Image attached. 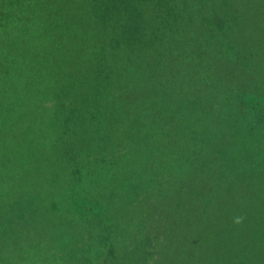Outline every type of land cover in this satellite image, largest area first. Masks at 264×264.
<instances>
[{
	"label": "trees",
	"instance_id": "trees-1",
	"mask_svg": "<svg viewBox=\"0 0 264 264\" xmlns=\"http://www.w3.org/2000/svg\"><path fill=\"white\" fill-rule=\"evenodd\" d=\"M240 1L0 0V38L9 33L3 44L0 41V85L9 97H0V264H54V251L60 247L83 255L82 262L64 259L66 264H134L109 250L111 236L94 261L87 260L90 250L82 237L79 247L70 250L76 238L73 229L82 227L86 218L92 224L88 238L94 240L93 231L119 225L117 205H107L106 199L121 203L139 186L156 192V198H171L172 204L185 195H211L225 170L211 169L217 163L210 160L214 153L229 162L226 169L247 173L256 167L264 144L256 145L245 133L253 136L264 129V93L246 92L256 110L245 111L248 116L236 127L223 131L227 125L213 124V113L217 116L220 110L212 107V100L220 92L208 87L222 80L209 69L214 55L229 61L233 55L231 61L246 63L231 44L241 19ZM104 97L114 103L102 105ZM29 98L39 107L18 124L20 113L31 114L24 111ZM48 98L53 101L43 107ZM49 108L50 117L39 115ZM46 123L50 139L45 146L59 150L39 183L41 176L34 178L44 172L29 168L40 167L32 161L33 134ZM219 131L229 132L224 145L231 149L217 146ZM16 135L17 147L8 153L5 141ZM108 151L115 153L108 156ZM244 159L250 167L242 164ZM125 162L130 169L123 177L117 167ZM64 170L86 182L78 202L86 199L89 210L101 203L100 219L73 209L62 186ZM109 170L114 180L102 177ZM183 178L186 183L180 185ZM46 180L48 189L42 191ZM115 187L123 188V197ZM39 207L47 221L45 231L34 224ZM160 215L162 224L171 225L172 212ZM133 220L137 230L140 223ZM19 244L29 249L4 262L3 254L16 245L21 250Z\"/></svg>",
	"mask_w": 264,
	"mask_h": 264
},
{
	"label": "rangeland",
	"instance_id": "rangeland-1",
	"mask_svg": "<svg viewBox=\"0 0 264 264\" xmlns=\"http://www.w3.org/2000/svg\"><path fill=\"white\" fill-rule=\"evenodd\" d=\"M240 8L241 19L239 26L236 28V36L232 39L231 44L236 45L239 58L246 61V63L242 65L239 62L231 61L235 59L233 55H230L232 57L230 61L229 59L221 60L220 54L214 55L216 57L213 56L209 61V69L211 72L213 71L212 75L215 78L220 77L222 79L221 83L211 85L209 82L208 87H214L220 92L219 97L217 96V99L214 98L212 100V103H214L212 107L216 109V106H218L220 110L217 116L215 115L216 113H213V116H215L213 124L215 127L227 125L223 131L230 130L233 125L236 127L243 116H248L245 114L246 112L256 110L250 107L252 99L248 97L249 94L245 95L246 92L261 91V93H264V0H251L248 4L245 0H241ZM65 12H68V9ZM18 16H20L19 13ZM71 21L74 22L75 20ZM5 34V36L2 34L3 36L0 38L2 44L9 35V33ZM13 43L18 45V39L14 40ZM112 81L115 82L113 79ZM38 84L36 81L34 86ZM28 86H32V84ZM2 91L0 85V97L3 96L6 100H9V97L4 96ZM245 97H248V100ZM48 100L42 101L41 105L47 107L53 101L50 98ZM107 100L108 98L104 97L102 105L107 102L109 104L114 103L112 99ZM27 101H30V104H25L24 111H28L31 114L20 113L21 117L18 118V124H21L28 116L35 114L39 107V105L34 107L35 103L30 98ZM50 112L51 109L49 108L39 115L41 117H50ZM221 113L223 114L220 115ZM10 119L13 120L12 118ZM218 133L220 134L217 139L219 142L217 146L225 147L226 145L224 144L229 138L227 135L229 132L222 133L219 131ZM245 134L250 140H256L254 142L256 145L260 143V146L263 147L264 129L262 132H258L257 135L252 136L253 133L248 132ZM237 135L238 131L236 132ZM255 136H257L256 139ZM16 137L17 135L15 137L12 136L5 141L7 151H14V147H17ZM33 137L35 142L32 148L34 151L32 161H38L41 164L40 167L30 164L32 168L29 169L31 172L37 170L44 172L38 173L39 175L34 178L38 179L41 176L39 183H42V175L47 174L50 168L49 165L53 163L54 154L58 153L59 147L54 146V150H52L51 147L48 149L45 146V143L47 144L50 139L49 124L47 123L33 134ZM226 147L231 149L229 146ZM19 149L20 144L18 143L17 150ZM215 149L218 150V148ZM47 150L48 153L45 154ZM8 153L11 152L9 151ZM107 153L109 154L108 156H111V153H115V151H108ZM90 156L89 159L93 160V155ZM262 158L255 159L253 166L256 165V167L254 169L247 168L250 170L249 172L241 173L229 168L226 169L229 162L226 159L221 161L216 153H214V156L210 155V160L217 161V163L212 164L214 168L211 169L217 172L225 169L223 170L224 174L221 173L222 177H217L213 187L214 191L211 195L196 193V199L185 195L182 200L179 202L175 200L172 204L171 198H167V200L159 195L156 198V192L142 189L140 186L141 189L137 187L135 192L124 196L121 203L119 199L117 201L116 198L110 197V199H106L107 205L113 206L116 203L117 208L115 210L120 217V224L113 226V228L108 226L109 229L104 231L112 229L110 232H113V234L110 235L111 233L108 234L107 232H98L100 233L98 234L93 231L95 233L94 240L88 238L90 235L87 233L89 230L91 231L92 224H89L86 218H83L82 227L73 229L77 239L75 238L72 242L70 250H73L74 246L79 247L77 246L81 244L79 237H82L83 241L88 243L90 250L86 259L92 260L91 262L94 261L95 257L93 258V256L100 254V251H98L99 247H106L109 243V247H111L109 250L114 252V254L116 252L115 256L117 258L119 255L124 260L126 259L134 264H264V156ZM246 159L242 161V164L245 167H250L251 163H245ZM127 162L124 164L120 163V167H117L122 170L123 177H125V172L130 169V164ZM111 172L112 170H109L108 173H103L102 177H105L104 179L108 181L114 180ZM69 173L67 170L62 171V186L68 191L66 196L72 200L73 209L78 208V212L83 213L85 217L90 215L95 219H100L102 215L98 212L101 210L102 204H96L94 210H89L86 199H83L82 203L78 202L80 201L79 198L82 197L81 194L84 193L86 182L78 181L76 175ZM237 173H240V175L235 176ZM242 174L245 176L243 177ZM31 178L30 176L29 179ZM182 183H186L184 178L180 185ZM48 186L49 184H47L46 180L40 190L47 191ZM114 189H116L115 191L119 190V195L123 197V188L115 187ZM60 193L58 192L55 197H59ZM208 199L209 201H207ZM39 209L36 213V218H34V224L39 231H45L47 221L40 207ZM166 210L169 214L173 213L174 223L172 222L171 225L174 228L170 224H162L159 220V215L166 214ZM147 211L151 212L147 213ZM133 217H135L136 222L139 221L140 223L137 230L132 227L134 223ZM76 224L78 225L79 222ZM62 227H66V225H62ZM157 229L161 231L160 235L154 236L152 231ZM107 236H111L110 242L106 240ZM53 242L56 244L55 240ZM40 243L43 244V242ZM137 245L140 246V249H136ZM20 246L21 250H19L18 245L12 246L7 254H3V261L6 262L9 257L12 260H16L24 251L26 252V249H29L26 246ZM141 246L143 249H141ZM68 251L69 248L63 247L55 250L57 260L53 263L66 264L64 259L71 260V263L82 262L83 255L68 253ZM124 260L123 262L125 263Z\"/></svg>",
	"mask_w": 264,
	"mask_h": 264
}]
</instances>
